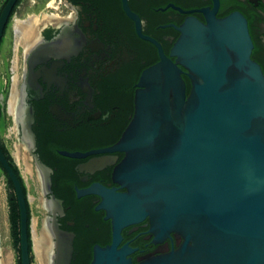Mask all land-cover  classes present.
<instances>
[{
	"label": "flooded vegetation",
	"instance_id": "1",
	"mask_svg": "<svg viewBox=\"0 0 264 264\" xmlns=\"http://www.w3.org/2000/svg\"><path fill=\"white\" fill-rule=\"evenodd\" d=\"M23 1L14 6L0 40V126L8 120L11 124L6 130L10 146L1 135L0 146L8 150L26 187L31 264H42L35 251V217L39 230L44 220L50 219L57 233L47 250L46 264H59L64 235L73 239L70 264H91L97 246L108 247L114 242V223L105 208L102 188L116 194L128 192L116 181L127 153L107 150L120 141L134 117L136 85L144 70L160 61L159 49L138 34L122 0H58L57 7L50 6L51 0H34L22 11ZM128 1L141 19L143 35L157 41L167 56L181 35L178 28L190 17L206 22L200 10L211 11L216 5V0ZM218 1V18L240 12L248 20L254 43L252 58L264 72V0ZM7 2L0 0V15ZM24 11L29 14L23 15ZM54 14H58L56 20L40 22L44 16ZM27 26L34 29V34L19 42L17 38L27 33ZM181 68L191 90V81ZM16 76L17 109L26 112L34 177L26 175L18 163L14 150L19 140L15 134L10 136L15 120L9 112V100ZM38 171L44 178L42 187ZM32 197L36 198L34 202ZM4 220L12 236L10 208L3 219L0 204V264L7 261L8 252L12 254V264H22L21 244L19 250L12 236L11 246L6 245ZM121 237L119 247L128 245L134 250L129 256L133 264L148 256L175 251L183 243L177 233L161 242L150 216L125 227Z\"/></svg>",
	"mask_w": 264,
	"mask_h": 264
},
{
	"label": "water",
	"instance_id": "2",
	"mask_svg": "<svg viewBox=\"0 0 264 264\" xmlns=\"http://www.w3.org/2000/svg\"><path fill=\"white\" fill-rule=\"evenodd\" d=\"M18 1L8 0L1 12L0 40ZM122 4L160 61L142 73L134 117L107 150L127 153L116 181L128 192L102 188L114 242L97 246L91 264H133L134 250L119 247L121 231L148 216L161 242L177 233L183 243L139 264H264V72L252 58L248 20L240 12L218 18L216 0L211 11L200 10L206 22L190 17L178 28L167 56L143 35L129 1ZM0 163L20 208L21 261L31 264L29 199L1 146ZM65 238L63 262L70 264L73 239Z\"/></svg>",
	"mask_w": 264,
	"mask_h": 264
},
{
	"label": "bare ground",
	"instance_id": "3",
	"mask_svg": "<svg viewBox=\"0 0 264 264\" xmlns=\"http://www.w3.org/2000/svg\"><path fill=\"white\" fill-rule=\"evenodd\" d=\"M54 4H55V0L52 1L51 5H54ZM57 18H58V14H54L52 16H44L42 21H40V20L39 21L42 22L43 24H46L47 22L56 20ZM34 20H31V21L33 22ZM27 27H28L26 30L27 33H25V34L23 33V35L18 36L17 40L19 42L21 40H23L24 38H27L29 35L34 34V29H32L31 27L29 28V26H27ZM28 29H31L30 32H28ZM23 30H24V26H23ZM15 81L16 82L13 83L14 87H13L12 96L9 100V112L15 120V125L10 129V136H14V134H15L19 140L15 143V150H14V155H15L18 163L24 169L23 171H25L26 175L31 174L34 177V174H35L34 166L31 163L30 155H29V151L31 150V146H32V142H31V138H30L31 135H29V132L25 127L26 119H27L25 116L26 112L21 110L20 108L17 109V101H18V97H17L18 96V88H17L18 86L17 85H19V82H17V76L15 77ZM21 129H22V131H21ZM20 133L22 134V136ZM38 183H39V185H41V187L44 185V178L42 177V174L40 172H39ZM31 200L34 202L36 200V198L32 197ZM41 201L43 202V206L46 207L47 204L42 197L40 198V202ZM50 222H51L50 219L49 220L45 219L44 220V226H43L42 230H39L40 228L38 227V220H35V222H34L33 236H34V242H35V251H36V254L38 256L39 261L42 264H46L47 250L50 249V246L53 245L52 240L54 241L55 236L57 235V233H54V230L51 228ZM65 239L66 238L64 235L63 241L60 242V247H59V253L60 254L58 256L59 257V264H64V262H63V260H64L63 246L66 245ZM7 255H8V259L6 262L4 261V264H12L13 263L12 254L10 252H8Z\"/></svg>",
	"mask_w": 264,
	"mask_h": 264
},
{
	"label": "trees",
	"instance_id": "4",
	"mask_svg": "<svg viewBox=\"0 0 264 264\" xmlns=\"http://www.w3.org/2000/svg\"><path fill=\"white\" fill-rule=\"evenodd\" d=\"M71 1L73 3L77 2V0H71ZM133 78H134V76H133ZM122 80H125V78ZM131 83L132 82H129V84H131ZM186 83H187V86H188L187 89L189 92L190 91V82H186ZM1 149H2V152L4 153L6 159L8 160V162L10 163V165L12 166L14 171L16 172L17 176L20 178L19 171H18L17 167L14 165V163L12 162V159L9 155L8 150L3 145L1 146ZM0 167L6 175L8 189L12 192V194L10 195V199H9L10 221H11L12 236L14 239V244L19 249L20 244H21V231H20L21 216H20V208H19V204H18V199H17V195H16V192H15V189H14V186H13L11 179L9 178V176L7 175L6 171L4 170V168L2 167L1 164H0ZM20 180H21V178H20ZM21 182L23 184L24 192L26 195V187H25L22 180H21ZM28 212H29V206H28ZM30 218H31V216H30V212H29V225H30Z\"/></svg>",
	"mask_w": 264,
	"mask_h": 264
},
{
	"label": "rangeland",
	"instance_id": "5",
	"mask_svg": "<svg viewBox=\"0 0 264 264\" xmlns=\"http://www.w3.org/2000/svg\"><path fill=\"white\" fill-rule=\"evenodd\" d=\"M34 0H24L23 1V6H22V11L29 8L30 6H32ZM53 0L50 1V6L51 7H57V2L58 0H55V4L51 5ZM60 1V0H59ZM29 14L28 12L23 13V15H27ZM3 71V68H0V74ZM1 84V82H0ZM10 121L8 120L7 123L5 124V126H0V135L1 138L3 140V142L10 146V142H7L6 137L8 136V132H6V130L8 129V127L10 126ZM2 179V180H1ZM12 194V192L8 189L7 186V180H6V175L3 172V170L0 167V204H1V214L3 216V219L9 215V199H10V195ZM3 212V213H2ZM37 217H35L34 219L36 220ZM4 239L6 242V245L11 246L12 243V236L9 233L8 230V226L7 223L4 220Z\"/></svg>",
	"mask_w": 264,
	"mask_h": 264
}]
</instances>
